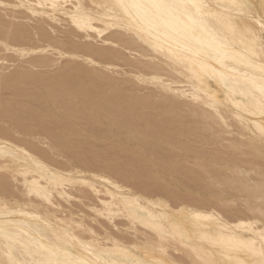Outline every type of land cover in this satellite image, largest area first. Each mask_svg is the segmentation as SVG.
<instances>
[{"label":"bare ground","instance_id":"1","mask_svg":"<svg viewBox=\"0 0 264 264\" xmlns=\"http://www.w3.org/2000/svg\"><path fill=\"white\" fill-rule=\"evenodd\" d=\"M153 2L154 0H0L1 10H9L11 12L22 10L27 15L34 17V19L38 17L56 23L66 21L67 24L76 31L83 32L86 38L90 39L92 36L97 37L104 47H94L87 42V44L78 47L73 46L71 48L62 49L53 46L54 44L51 45V43L34 44V42L29 43L16 39L10 40L8 38V28L6 29L3 25V27H1V24L0 45H2L4 50L15 53L17 57L39 55L42 57L40 60H37L39 58L38 56H34L36 59L33 58L36 60L35 63L39 65L47 66L49 62L47 58L50 57L49 55L47 57L46 54H52V56L55 55L57 59L72 60L73 65L74 61L78 64L79 62L84 64L83 66H87V69L82 67L84 69L81 68V72L91 79L107 81L109 83L114 79L111 80L110 74H115L122 80H126V82L131 81L136 84H144L152 87V94L145 96L142 94L140 96L141 92L140 94L137 92V95L140 97H136L135 93L134 97H132L133 99H127V102L126 100L122 101L125 102V110L128 113L124 115L120 112L123 114L120 121L110 117V115L115 112H113V109L111 111L109 108H100L99 111L97 104L92 101L96 96L89 100V106L85 105L84 108L87 109L89 107V111L86 113H89V115L93 113L92 115L95 118L108 116L116 124L121 121L126 122L129 125L127 126L129 127L127 130L128 138H131V141H143L151 146H161L163 144L167 146L166 148L169 149V155L167 154V158L165 157L162 164L159 163L162 161H157L162 167L156 165L159 166L161 170H164L162 171L164 174L159 173L161 171L159 169L153 172L152 170L154 168L151 167L153 168L151 169L149 167V172L151 174L150 178H152V180L157 179L156 181H158V179L161 180L163 178L162 181L167 180L166 182H170L171 180H168L167 177L175 179L181 178L180 176V178L174 177V172H178L184 179L190 174L197 180V186L201 184L200 186L205 190V193H203V191L202 196L200 195L196 197L197 199L191 200L188 198L184 199L181 196L176 197L173 194L169 196V198L173 200V202H171L168 195L166 197L165 193L163 194L165 197H163L147 191L144 181V183L142 182L144 185L143 188L141 183L140 187H134L131 183L129 185V180L126 181L125 178L129 175H123L120 170L118 171L122 173L120 175L123 176L124 180L117 178L112 171L110 172L112 168L107 167L108 162L106 161V163L104 162L105 164L99 162L103 167L98 166V162H96V164L94 162L99 159L96 153L94 155L96 156L94 161L93 159L89 160L90 157L87 160L88 152H85V156H87L86 159L77 157L79 158L78 160L73 159L75 162L69 161L68 157H66V159L62 153H54L56 157L65 159L67 162L66 164H64L65 162L55 163V161L50 160V158H46L44 154L46 151L43 152V147L45 146L52 152H54L55 148H53V144L49 140L50 137L56 135V133L55 135L50 134L53 133L52 131L49 133V131L44 130V128H42V130L38 128L34 130V128H32L33 126L23 128L25 126L22 127V123L18 122L16 123L19 124H17L19 129L13 130L10 128L16 135H21L23 137L29 136L31 139L37 140L41 143L42 150L40 148L41 146L39 147L36 143L37 141L35 144L33 140L31 141V139H28L29 137L27 138L28 141L27 139L24 141L23 137H21L22 139H18L15 137L16 135L13 136L11 130L10 132L12 135L8 133V130H5V124L2 125L3 127L0 125V264H262V262H264V256L261 255V253L264 252V51L261 50L260 46L261 29L259 23L261 17L264 16V9L261 8V5L264 4V0H166V2L179 3L187 5V7H182L163 16L146 8L124 7V5L131 6L134 4H150ZM234 4L246 5L247 7L237 8L232 6ZM36 23L37 22H35V24ZM108 31L111 32L107 34ZM80 39L82 38L80 37ZM253 39L255 43H253ZM94 41L98 42L95 38ZM116 46L132 51L133 55L136 57L135 60H130L121 53L115 51L112 47ZM53 59L55 58L52 57V60ZM64 60L62 62L63 64H61L63 67L57 63L56 65L61 67L60 70L65 68L64 72L66 73H69L72 69H75V66H78L76 65L77 63H75V66L71 64L72 68H70L68 66L69 63H67V61L64 62ZM66 63L68 64L67 67H65ZM121 64H130L131 68L128 67L130 69L125 70ZM19 69L20 68H18V70ZM53 69L50 68L51 71ZM77 70H79V68ZM14 71L16 72L17 70ZM29 73L32 75V72ZM29 73H21V76H28ZM49 73L51 72L49 71L48 74ZM61 74L64 76V73ZM35 75L33 76L34 79ZM73 76L75 75L73 74ZM29 78L30 76H28V79ZM25 80H27V78ZM62 80H65V78L63 77ZM34 81L35 84L38 83L36 82L37 80ZM25 82L23 81V83ZM66 82L67 81H65V83ZM91 83L92 82L87 85ZM3 85L4 84H2L1 87H3ZM83 85L84 84L81 86ZM28 86L30 85L28 84ZM136 86L137 85H135V87ZM32 87L34 90V86H31L29 90ZM38 87L41 92L40 86ZM71 87L73 86H70V90L72 89ZM100 87L96 89V92ZM103 87L105 88V86ZM58 88H60V86ZM63 88H66L65 85H62L60 89L63 90ZM117 88H113V91L119 92ZM19 89L18 87L17 90ZM109 89L106 90L111 91L112 87L110 90ZM62 90L61 92L63 94ZM19 91L21 92V90ZM113 91L111 92L116 100H122L124 95L121 97L117 96L120 97L117 98V92ZM154 91L156 92L154 93ZM6 92L8 93V91ZM14 92L15 89L13 94H15V96L19 95L18 92V94ZM130 92L131 91H129V93ZM28 93L29 92L26 94ZM71 93L73 94V92ZM126 93L128 94V92ZM26 94H21L20 96L24 97L26 100ZM35 94H33V97L38 96ZM9 95L11 96L12 94ZM12 97L14 96L12 95ZM85 97L87 98L88 96ZM34 98H30L31 102ZM101 98L102 97H100V99ZM107 98H110V96ZM15 100L19 101L20 99L15 98ZM29 100L27 101L29 102ZM38 100L40 99L38 98ZM27 101L21 103L25 104ZM65 101L67 100L65 99ZM117 101L114 102L113 100V102H109L114 106L122 105V103H117ZM167 101L170 102L166 103ZM6 102L8 101L6 100ZM71 102L73 103L74 101ZM155 103L159 105V110H157L159 112L151 117L146 115V117H148L147 119L142 111L149 107V104ZM40 104L42 103L40 102ZM80 104L83 106V103L80 102ZM30 105H28V108ZM33 105H31L32 107L30 106V109L33 108ZM51 105L53 106L55 104ZM2 106L1 109L4 107ZM24 106L22 107L25 110L26 107ZM43 107H41V109ZM62 108L63 107H61V109ZM16 109H18V107ZM43 109L45 112L46 110L50 111L48 114L51 115V110ZM41 113L43 114L44 112ZM70 113H72V110ZM73 113L77 112L75 111ZM48 114L45 115L48 117ZM52 114L54 113L52 112ZM5 116L7 115H4V117ZM24 116L21 117L25 118ZM26 116H29V113ZM37 116L39 117L40 115ZM54 116L55 114L53 117ZM83 116H85V113ZM83 116L79 117L78 115L81 119H84ZM57 117L56 115L55 118ZM90 117L92 116L90 115ZM39 118H43V116ZM75 118L77 120L76 116L74 119ZM17 119L18 118H16L15 121L20 120ZM6 120L4 119V121ZM24 120L25 119H22L25 125ZM46 120L44 116L42 121L46 122ZM54 120L55 119H53V121ZM4 121L2 120V122ZM85 121L86 120H83V122ZM9 122L11 123V121ZM26 122H28V120ZM109 122V124H111V120ZM95 123L96 125L98 124L97 122ZM100 123L101 122H99V124ZM67 124H69V122ZM70 124L73 125L74 123L72 122ZM89 124L91 123H88V125ZM103 124L104 122L101 125ZM9 125L10 124L7 126L9 127ZM57 125L60 126L61 124ZM61 126H63V124ZM38 127L40 128V126ZM87 127L89 128L91 125ZM59 129L60 128L57 130ZM187 129L189 131H200V133H198L199 138L194 136L197 139L192 138V140L189 141V137L186 138V140H182L181 137L184 134L182 132H186ZM90 130L92 129L90 128ZM112 130L113 129H111V132ZM225 130L231 137L225 138L221 135ZM63 131H60V133L62 134ZM204 131H208L212 134V136L210 135V139H204V135L201 133ZM105 132L106 134L109 133L108 131ZM70 133H72V131L68 132L69 135H71ZM97 133L99 132L95 134ZM114 133L116 134L117 132ZM119 133L121 132L119 131ZM103 135L102 132V136ZM108 135L114 134L110 133ZM187 135L189 136V134ZM191 135H193V133H191ZM89 136L92 137L91 135ZM123 136L126 137L127 135L125 134ZM60 137L57 136V138ZM87 137L88 136L85 138ZM120 138V140H124L123 137ZM51 139H53L51 140L53 143L58 144V148H60L59 146L61 145L60 149H65L66 145L63 147L62 144H60L63 143L60 139L57 140L59 143H56V139ZM63 139H65V137H63ZM70 139H66V142L69 140L68 149L70 150L69 146L71 141L72 150L76 142ZM87 139H83V141H86V144L89 143ZM99 139L100 138L95 141ZM224 141L225 143H223ZM110 142L112 141L110 140ZM141 142H139L140 145ZM92 143H94V141ZM104 143L105 145L108 144H106V142ZM115 143L117 142H114V144ZM118 144L117 146H119ZM205 144L210 145L209 147L207 146L209 149L211 148L210 151H206L209 149H203ZM140 145L138 146L140 147ZM86 146L89 147L88 145ZM100 146L102 145L100 144ZM128 146L132 148V145L129 144ZM98 147L99 146H96L95 149ZM115 147L113 148L112 146L113 149H115ZM124 147L127 148L125 145ZM149 147L147 146V148ZM103 148L105 149V147ZM88 149L91 155V148ZM98 149H101V147ZM160 149L161 148H159V151ZM56 150L58 151V149ZM76 150L79 151L77 152L79 153L78 156L84 154L80 152V146L79 150L78 147L73 149L74 152H76ZM108 150H110L109 147ZM129 150L126 152H129ZM133 150L135 149L133 148ZM226 150L228 153L230 152L229 161L220 154ZM63 151L66 153L65 150L61 152ZM159 151H157V153H159ZM175 151H177V154L174 153ZM95 152H97V150H95ZM159 154L156 155L161 157ZM46 155L48 157L50 154L47 153ZM75 155L73 154L74 157H76ZM105 155L106 154H104V157H102L103 159L99 161L106 160L104 158L108 157H105ZM118 156L119 159H121L120 155ZM135 156L139 159L138 156L140 155L137 154ZM141 156L143 155L141 154ZM157 156L156 158L154 157L153 161L157 159ZM162 157L164 158L163 155ZM133 158L131 156V159ZM111 159L109 158V160ZM124 159H126V157H124ZM124 159L123 161H128ZM181 161L182 163L185 161H189L188 163L192 162L190 166L188 165L190 168L187 166L180 167L179 170L178 167ZM157 162H155V164ZM120 163H122V160L119 164ZM129 163L133 164V162H127V164ZM186 163L187 162L183 164L185 165ZM228 163L231 165H228ZM239 163H241V166L248 165V169L242 168ZM114 164L111 165L113 166ZM124 165L125 164H123V166ZM126 166L127 165L124 167ZM131 167L130 165L128 170ZM147 167L148 166H146V168ZM142 168L141 166V169ZM226 170H228V172ZM133 171L134 170L131 172ZM138 171L135 172V175ZM142 172L144 173L143 170L140 171V173ZM118 173L119 172H117V174ZM144 174L140 175L144 176ZM161 174L163 177H161ZM146 175H148V171ZM171 175L173 176L171 177ZM132 176H134V174ZM104 177L110 178L112 181L111 184L104 183L102 180ZM135 178H139V176L137 175ZM143 178L145 180V177ZM154 180L153 183L155 182ZM172 180L174 181V179ZM182 180L183 178L179 180V182H182ZM84 182H97L100 183L102 187L89 186ZM148 183L149 182H147V184ZM182 183L184 184V182ZM162 184L164 183L162 182L160 185L162 186ZM158 186L159 185H157V188ZM169 187H171V185H169ZM174 187H177V185ZM73 189L79 193L76 194ZM172 189L174 188L172 187ZM169 190L170 189H168V191ZM171 191L172 190L169 192ZM232 193H234L235 196L236 194L240 195L238 197L240 200L238 198L237 200H239L240 203L242 202V205H240L241 207L238 204V206H234L235 203L233 204V201L236 197L232 201L229 198V195ZM89 196L93 198L91 199ZM192 198H194V196H192ZM63 199L68 201L70 199L71 205L68 204V201L66 203L69 205V209L71 207L70 211H68L69 209L66 210L67 208L64 209L65 206L63 207L61 203ZM73 200H75L78 205L73 203ZM158 208H160V211L156 212ZM96 215L103 216V219L99 220ZM119 218H122V220L117 222ZM138 224L139 226L142 225L141 227H143L144 230L139 228ZM113 229L121 233L125 231L127 236H121V233L118 235Z\"/></svg>","mask_w":264,"mask_h":264},{"label":"rangeland","instance_id":"2","mask_svg":"<svg viewBox=\"0 0 264 264\" xmlns=\"http://www.w3.org/2000/svg\"><path fill=\"white\" fill-rule=\"evenodd\" d=\"M5 14H3L2 12ZM11 13H12V15H11ZM0 24H1V27H6V29L8 28V38L10 39V40H12V39H16V40H18V41H23V42H29V43H33L34 42V44H45V43H51V45H53V46H56V47H60V48H62V49H67V48H71V47H78V46H81V45H85V44H87V42H88V44H91V46H94V47H104V46H102V43H100L101 41L97 38V37H93L92 36V38H86L85 36H84V34H83V32L81 33V31H76L75 29H73L69 24H67V22L66 21H60V22H58V23H56V22H51V21H49V20H44V19H40V18H38V17H35V19H34V17H31V16H29V15H27L24 11H22V10H15L14 12H11V11H9V10H7V11H4V10H1L0 9ZM11 15V16H10ZM20 15V16H19ZM11 17V18H10ZM8 19H9V21H8ZM14 19V20H13ZM10 20H12V21H10ZM23 20V21H22ZM38 20V21H37ZM6 21V22H5ZM35 22H37L36 24H35ZM40 22V23H39ZM62 22V23H61ZM14 23V24H13ZM27 23V24H26ZM45 23V24H44ZM7 24H9V25H7ZM19 24V25H18ZM34 24V25H33ZM3 25V26H2ZM7 25V26H6ZM16 25V26H15ZM21 25V26H20ZM43 26V27H42ZM47 26H49V27H47ZM63 26V27H62ZM19 27V28H18ZM25 27V28H24ZM34 27V28H33ZM58 27H59V29H58ZM66 27V28H65ZM13 28V29H12ZM37 31H36V30ZM50 29V30H49ZM62 29V30H61ZM21 30V31H20ZM24 30V31H23ZM36 32H35V31ZM46 30V31H45ZM65 30V31H64ZM34 31V32H33ZM44 31V32H43ZM52 31V32H51ZM56 31V32H55ZM22 32H23V34H22ZM72 32V33H71ZM111 31H108L107 32V34H109ZM17 33V34H16ZM48 33V34H47ZM74 33V34H73ZM16 34V35H15ZM25 34V35H24ZM67 34V35H66ZM69 34V35H68ZM43 35V36H42ZM72 35V36H71ZM75 35V36H74ZM17 36V37H16ZM70 36H71V38H70ZM78 36V37H77ZM23 39H22V38ZM27 37V38H26ZM34 38V40H33V38ZM45 37V38H44ZM80 37L82 38V39H80ZM77 38V39H76ZM94 38H95V40H97L98 42H96V41H94ZM22 39V40H21ZM36 39V40H35ZM39 39V40H38ZM41 39V40H40ZM46 39V40H45ZM64 39V40H63ZM74 39V40H73ZM88 39V40H87ZM68 40V41H67ZM76 40V41H75ZM81 40H83V41H81ZM87 40V41H86ZM90 40V41H89ZM93 41V42H92ZM100 43V44H99ZM94 44V45H93ZM77 45V46H76ZM66 46V47H65ZM115 51H117V52H119V53H121L123 56H125V57H127L128 59H130V60H135V55H133V52L132 51H129V50H127V49H124V48H122V47H119V46H116V47H112ZM116 48H118V49H116ZM3 49V47H2V45H0V83H2V84H4L3 85V87H1L2 86V84H0V109H1V106L3 107L0 111V125H1V127H3L2 125H4V128H5V130L7 131L8 130V133L10 134V135H12V133H13V136H15L16 134H14V131L13 130H17V129H19L18 128V126H17V124L18 123H22V127L23 126H25V127H23V128H26L27 126H33L32 128H34V130L36 129L37 130V128L39 129V130H42V128H44V130H46V131H49V133L52 131L53 133H50V134H52V135H55V133H56V135L55 136H53V137H48L49 138V140H50V142L53 144V148H54V152H52L51 150H49L48 148H46L44 145V150L42 149V145H41V143H39L37 140V142L35 141V139H31V137H26V136H21V135H16L15 137L16 138H18V139H22L21 137H23V139H24V141L28 138V139H31V141L33 140V142L35 143H37L38 145H39V147L43 150V152H47V153H49L50 155H48V157H47V153L45 152L44 154H45V156H46V158H50V160H52V161H55V163H59V162H61V163H63V162H65L64 164H66L67 162L65 161V159H63V158H60V157H56V155H54V153H62L64 156H65V158L66 157H68L69 159V161H72V162H75V160H73V159H79V158H77V157H81V159H86V157H87V160H88V158L90 157L91 158V156H92V158L90 159L89 158V160H92L93 159V161H94V158L97 156H99V159H98V161H94L95 162V164H96V162H98L97 163V165L98 166H100V167H103V165H101V164H99V162H101L102 164L106 161V162H108L107 163V167H111V168H108V169H111L110 170V172L112 171V173H114L115 175H116V177L117 178H121V180H124L123 179V176H121L120 174H122L123 173V175H129V176H127V177H125L126 178V181L127 180H129L128 182H129V185H130V183L131 184H133V186L135 187H140V185L142 186V188H143V186L145 185V188H147V191H149L150 193L152 192V194H157V195H161V196H163V194L165 193V195H166V197H167V195H168V198H169V196L170 195H175L176 197H182V198H184V199H186V198H188V199H197L196 197H198V196H202L203 194H202V192L203 193H205V190L204 189H202V187L200 186L201 184H199L198 186H197V180L195 179V177L194 176H191L190 174V176L189 175H187L186 177H185V179H184V177H182V175H180V174H178V172H174V177H178V178H180V179H175V178H170V177H167V179L168 180H171L170 182L168 181V182H166V181H162V179L160 180V179H158V181H156L157 179H153L155 182L153 183V180H152V178H150V172H149V170H150V168L151 167H153V168H151V169H153L152 171L154 172V171H157V169H159V170H161V168L160 167H162V166H160V164H158V162L157 161H162V162H159V163H163V160H165V157L167 158V154L169 155V153H168V150L169 149H167L166 147V145H159V146H156V145H150V144H148V143H145V142H141V141H131V138L129 139L128 138V134H127V130L129 129V127H127V126H129L126 122H123V121H121V122H118L117 124L116 123H114L113 121H112V119L111 118H115V119H117V120H121V116L124 114H127L128 112L125 110L126 108H125V106L126 105H124L125 104V102H122L123 100L125 101L126 100V102H127V99H131L132 97H134V95H135V93H136V97H140L142 94H143V96H145V95H149V94H152L151 93V91H153V88L152 87H149V86H146V85H144V84H136V83H134V82H131V81H127L126 82V80H122L118 75H115V74H110L111 75V80H112V82H107V81H100V80H96V79H91V78H89V77H87L85 74H83L82 72H81V68L82 67H85V66H83L84 64H81L80 62H79V64L76 62V61H74V65L72 64L73 63V61L71 60H64V59H61V58H56V56L55 55H53L52 56V54H46V56L48 57V55H49V57L50 58H47L48 60H49V62H48V64H47V66H45V65H39V64H36L35 63V61L36 60H34L33 58H35L36 56H38L39 58L37 59V60H40L42 57H40L39 55H27L28 56V58H27V56H24V57H17V55L15 54V53H13V52H11V51H6V50H4ZM123 52H121V51ZM3 52V53H2ZM130 52H131V54H130ZM130 54V55H127V54ZM11 56V57H10ZM33 56V57H32ZM35 56V57H34ZM17 57V58H16ZM32 59H31V58ZM52 57H54L55 59H53L52 60ZM26 58H27V60H26ZM25 61H24V60ZM36 59V58H35ZM61 59V60H60ZM15 60V61H14ZM59 62H57V61ZM63 60H64V62L65 61H67V63H69V65L66 63V65H65V67H67V65L70 67V68H72V65L73 66H75V63H77L76 65H78V66H75L74 68L75 69H72L69 73L67 72H64V69L65 68H63V70H60L61 69V67H63L61 64H63L62 62H63ZM52 61H53V63H52ZM2 62V63H1ZM22 62H25V63H22ZM31 62V63H30ZM33 62V63H32ZM10 63V64H9ZM35 63V64H34ZM56 63L58 64V65H61V67L59 68L58 67V65H56ZM24 66H23V65ZM55 64V65H54ZM72 64V65H71ZM8 65V66H7ZM13 65V66H12ZM33 65V66H32ZM39 65V66H38ZM122 65V64H121ZM129 65V66H128ZM19 66V67H18ZM29 66V67H28ZM36 66V67H35ZM40 66H42V67H40ZM55 66V67H54ZM131 65L130 64H127V65H125V64H123L122 65V67L125 69V70H129L131 67H130ZM6 67V68H5ZM32 67V68H31ZM38 67V68H37ZM45 67V68H44ZM128 67H130V68H128ZM4 68V69H3ZM18 68H20L19 70H18ZM36 68V69H35ZM49 70H48V69ZM50 68L51 69H53L52 71L50 70ZM57 68V69H56ZM59 68V69H58ZM79 68V70H77ZM86 69H87V66L85 67ZM22 69V70H21ZM32 71H31V70ZM82 69H84V68H82ZM4 72H3V71ZM14 70H17L16 72L14 71ZM26 70V71H25ZM40 70H43V71H40ZM46 70H48V71H46ZM76 70V71H75ZM12 71V72H11ZM21 71H23V72H21ZM34 71H36V72H34ZM46 71V72H45ZM51 72V73H49L48 74V72ZM57 71V72H56ZM63 71V72H62ZM74 71V72H73ZM19 74H18V73ZM24 72H32V75H31V73H29L28 74V76H30V80L28 79V76H21V73H24ZM64 73V76H63V74H61V73ZM37 73H38V75H37ZM53 73V74H52ZM57 73V74H56ZM66 73V74H65ZM72 73V74H71ZM4 74V75H3ZM36 74V75H35ZM45 74V75H44ZM52 74V75H51ZM55 74V75H54ZM73 74L75 75V76H73ZM78 74V75H77ZM83 74V75H82ZM14 75V76H13ZM35 75V79H34V76ZM40 75V76H39ZM69 75H71V76H69ZM1 76H3V77H1ZM18 76V77H17ZM21 76V77H20ZM33 77V79L34 80H37L36 82H38L37 84H40V85H37V84H35L34 82V80L32 79V77ZM47 76V77H46ZM57 76V77H56ZM60 76V77H59ZM79 76V77H78ZM83 76V77H82ZM117 76V77H116ZM42 77V78H41ZM63 77L65 78V80H62L63 79ZM76 77V78H75ZM11 78V79H10ZM22 78H24V79H22ZM27 78V80H28V82H27V80H25ZM37 78H39V79H37ZM48 78V79H47ZM55 78V79H54ZM62 78V79H61ZM67 78V79H66ZM73 78V79H72ZM81 78V79H80ZM5 79H6V81H5ZM15 79V80H14ZM46 79V80H45ZM89 79V80H88ZM91 79V80H90ZM10 80V81H9ZM18 80V81H17ZM19 80H23L25 83H23V81H19ZM50 80V81H49ZM62 80V81H61ZM8 81V82H7ZM15 81V82H14ZM65 81H67L66 83H65ZM68 81H70V82H68ZM77 81V82H76ZM82 81V82H81ZM117 81H119V82H117ZM41 82V83H40ZM62 82H64V83H62ZM77 83V85H76V83ZM79 82V83H78ZM83 82H85V83H83ZM87 82V83H86ZM90 82H92L91 84H89V85H87L88 83H90ZM55 83V84H54ZM101 83V84H100ZM103 83V84H102ZM115 83V84H114ZM124 83V84H123ZM22 84V85H21ZM28 84L30 85V86H28ZM50 86H49V85ZM61 84V85H60ZM66 84H68V85H66ZM73 84V85H72ZM79 84V85H78ZM82 84H84L83 86H81ZM128 84V85H127ZM6 85V86H5ZM10 85V86H9ZM18 85V86H17ZM36 85V86H35ZM62 85H65V87L66 88H68V89H66V88H63V90L62 89H60V88H62ZM73 86V87H71L72 89L70 90V86ZM108 85V86H107ZM118 87H116V86ZM135 85H137L136 87H135ZM142 85V86H141ZM16 86L17 87V89H18V87L20 88L19 90H21V92L19 91V90H17L16 89V87L14 88V87ZM31 86H34V90H33V87L29 90V88L31 87ZM38 86H40V90H41V92L39 91V87ZM49 86V87H48ZM55 86V87H54ZM60 86V88H58ZM101 86V87H100ZM103 86H105V88L108 90L109 88L111 89V87H112V90L111 91H113V88H117L118 90H119V92H117V91H113V92H117V94H116V97L117 96H123V98H122V100H120L119 99V101H117L116 100V98H115V96H113L112 94V92L111 91H107ZM111 86V87H110ZM128 86V87H127ZM139 86H140V88H139ZM9 87V88H8ZM26 87V88H25ZM36 87H37V90H36ZM98 87H100V89H98V93L96 92V89L98 88ZM104 88V91H103V88ZM109 87V88H108ZM143 87V88H142ZM149 87V88H148ZM2 88H5V89H2ZM8 88V89H7ZM21 88H23V89H21ZM25 88V89H24ZM81 88V89H80ZM85 88H86V90H85ZM129 88V89H128ZM145 88V89H144ZM7 89V90H6ZM14 89H15V92L14 93H19V95L17 96H15V94H13V91H14ZM45 89H47V90H45ZM56 89V90H55ZM59 89V90H58ZM80 89V90H79ZM89 91H88V90ZM109 89V90H110ZM117 89H115V90H117ZM12 91V93H11V91ZM23 90V91H22ZM34 92H33V91ZM51 90V91H50ZM61 90L63 91V94H62V92H61ZM74 90H76V91H74ZM95 90V91H94ZM155 90V89H154ZM6 91H8V93L6 92ZM44 91V92H43ZM47 93H46V92ZM73 92V94L71 93V92ZM80 91V92H79ZM103 91V92H102ZM105 91H107V92H105ZM128 92V94L126 93V92ZM129 91H131L130 93H129ZM145 91V92H144ZM147 91V92H146ZM149 91V92H148ZM23 92V93H22ZM27 92H29L28 94H26ZM32 92V93H31ZM35 92H36V94H35ZM81 92H82V94H81ZM84 92V93H83ZM111 92V93H110ZM121 92V93H120ZM125 92V93H124ZM137 92H139V94H140V92H141V94H140V96L139 95H137ZM156 91H154V93H155ZM17 93V94H18ZM42 93V94H41ZM51 93V94H50ZM69 93V94H68ZM88 93H90V94H88ZM92 93V94H91ZM100 93H102V94H100ZM105 93V94H104ZM108 93H110V94H108ZM1 94H4V95H1ZM8 94V95H7ZM9 94H12L14 97H12V95L10 96ZM21 94H26L25 95V98H26V100L24 99V97H21L20 95ZM30 94V95H29ZM31 94H32V96H31ZM33 94H35V95H38V96H34L33 97ZM47 94V95H46ZM49 94H50V96H49ZM53 94V95H52ZM57 94V95H56ZM72 94V95H71ZM81 96H79V95ZM86 94V95H85ZM88 94V95H87ZM122 94V95H121ZM127 94V95H126ZM29 95V96H28ZM39 95H41V96H39ZM64 95V96H63ZM74 95V96H73ZM78 95V96H77ZM99 97H98V96ZM104 95H105V97H104ZM24 96V95H23ZM54 96V97H53ZM56 96H57V99H56ZM83 96V97H82ZM85 96H88L87 98L85 97ZM89 96H90V98H89ZM94 96H96L95 98H94ZM110 96V98H107V97H109ZM127 96V97H126ZM32 97V98H34V99H32V102H31V99L30 98ZM40 99V100H38V98ZM49 97V98H48ZM54 99H53V98ZM70 97H73V98H70ZM78 99H77V98ZM98 97V98H97ZM100 97H102L101 99H100ZM120 97H117V98H120ZM6 99L8 102H6V100H4V99ZM9 98H12V99H9ZM14 98V99H13ZM15 98L16 99H20L19 101H20V104H19V101L18 100H15ZM28 98V99H27ZM37 98V99H36ZM46 98V99H45ZM51 98V99H50ZM68 98H70V99H68ZM92 98H94V99H92ZM114 100V102H116L117 101V103L118 102H120V103H122V105H111V103L109 102V101H111V102H113V100ZM1 99H3V100H1ZM22 99V100H21ZM25 101H24V100ZM30 99V100H29ZM36 99V100H35ZM45 101H44V100ZM49 99H50V101H49ZM65 99L67 100V101H65ZM74 99V100H73ZM92 99V101H93V103H95V104H97V107H98V109H99V111H100V108L102 109V108H109L111 111H112V109H113V114L112 115H110V117H108V116H106V117H97V118H95L92 114H90L92 117H90V115H89V113H86V112H88L89 110H88V108L86 109V108H84V106L85 105H87V106H89V100H91ZM96 99V100H95ZM109 99V100H108ZM111 99V100H110ZM133 99V98H132ZM10 100V101H9ZM27 100H29V102L31 103V105H33V108H31L30 109V103L27 101ZM57 100V101H56ZM59 100V101H58ZM95 100V101H94ZM98 100H99V102H98ZM116 100V101H115ZM2 101V102H1ZM27 101V103H25V104H22V103H24V102H26ZM38 101H39V103H38ZM43 101V102H42ZM54 103H53V102ZM69 101V102H68ZM71 101H74L73 103L71 102ZM76 101V102H75ZM103 101H106V102H103ZM15 102H16V104H15ZM22 102V103H21ZM40 102L42 103V104H40ZM60 102V103H59ZM62 102V103H61ZM66 102V103H65ZM79 102V103H78ZM80 102L81 103H83V106H81L82 104H80ZM84 102H85V104H84ZM100 102H101V104H100ZM168 102H170V101H167L166 103H168ZM5 103V104H4ZM13 103V104H12ZM69 103H71V104H69ZM107 105H106V104ZM110 103V104H109ZM8 104V105H7ZM10 104V105H9ZM37 104V105H36ZM39 104V105H38ZM51 104H55V105H51ZM63 104H65V105H63ZM75 104V105H74ZM18 105V106H17ZM25 105V106H24ZM28 105H30L29 106V108H28ZM46 105V106H45ZM58 105H61V106H58ZM69 105H71V106H69ZM75 107H74V106ZM80 105V106H79ZM101 105V106H100ZM109 105H111V106H109ZM10 106H13V107H10ZM15 106V107H14ZM21 108H20V107ZM22 106H24V107H26L25 108V110L23 109V107ZM44 106V107H43ZM65 106V107H64ZM68 106V107H67ZM78 106H79V109H80V111H79V109H78ZM103 106V107H102ZM109 106V107H108ZM151 106V107H150ZM153 106V107H152ZM18 107V109H16ZM32 107V106H31ZM35 107V108H34ZM39 107H40V109H39ZM41 107H43V108H45V109H48V110H51V115L50 114H48V113H50V111H47L46 110V112H45V110L42 108L41 109ZM54 107V108H53ZM61 107H63L62 109H64V110H62L61 109ZM72 107V108H71ZM77 107V108H76ZM111 107V108H110ZM138 107H140V106H138ZM159 105H158V103H155V104H149V107H147L146 109H144L142 112H143V114H145V117H146V115L147 116H149V117H151L152 115H154V114H156V113H158L159 111H157V110H159ZM14 108H15V110H14ZM66 108V109H65ZM67 108H68V110H67ZM70 108V109H69ZM117 108V109H116ZM121 108V109H120ZM3 109H5V110H3ZM13 109V110H12ZM34 109V110H33ZM35 109H36V111H35ZM74 109V110H73ZM86 109V110H85ZM149 111H148V110ZM156 109V110H155ZM9 110V111H8ZM12 110V111H11ZM29 110H31V111H29ZM33 110V111H32ZM39 110V111H38ZM40 110H42V111H40ZM44 110V111H43ZM68 111V112H66V111ZM71 110H72V113H70L71 112ZM78 110V111H77ZM109 110V111H110ZM155 110V111H154ZM11 111V112H10ZM24 111V112H23ZM62 111V112H61ZM77 112V113H73V112ZM126 111V112H125ZM4 112H6V113H4ZM35 112V113H34ZM38 112H40V113H38ZM41 112H44L45 114H48L49 116L47 117V115H45L44 113L42 114ZM52 112L55 114V116L53 117V115L54 114H52ZM67 114H66V113ZM79 112V113H78ZM123 113V114H121V113ZM149 112V113H148ZM3 113V114H2ZM25 114V116H24V114ZM29 113V116H26L27 114ZM85 113V116H87V117H85V116H83V114ZM117 113H118V115H117ZM12 114H13V117H12ZM19 114H22V115H19ZM33 114V115H32ZM72 115V117H71V115ZM76 114V115H75ZM142 114V115H143ZM4 115H7V116H5L4 117ZM37 115H40V116H43V118H44V116L46 117V122L45 121H42V119L43 118H39ZM56 115L58 116L57 118H55L56 117ZM78 115H79V117H81V116H83V118L84 119H81V118H79L78 117ZM21 116H24L25 118H23V117H21ZM34 116H35V119H34ZM66 116V117H65ZM77 117V120H76V118L74 119V117ZM113 116V117H112ZM3 117V118H2ZM11 117V118H10ZM18 118V119H20V120H18V121H15L16 120V118ZM32 117H33V119H32ZM53 117V118H52ZM143 117H144V115H143ZM1 118H2V120L4 121V119L6 120L7 118V120L6 121H4V122H2V120H1ZM13 118V119H12ZM32 120H31V119ZM89 118V119H88ZM110 118V120H111V124H109L110 122V120L108 121V119ZM147 119H148V117H146ZM187 118H189V117H187ZM11 119V120H10ZM22 119H25L24 121H25V125H24V122L22 121ZM28 120V122H26L27 120ZM40 119H41V121H40ZM53 119H55L54 121H53ZM61 119V120H60ZM67 119V120H66ZM106 119V120H105ZM11 121V123L9 122V121ZM14 120V121H13ZM63 120V121H62ZM75 120V121H74ZM82 120V121H81ZM83 120H86L85 122H88V120H89V122L88 123H91V124H89L88 125V123H85V122H83ZM105 120V121H104ZM186 120V119H185ZM189 120V119H188ZM187 120V121H188ZM39 121V122H38ZM51 121V122H50ZM65 121V122H64ZM69 122V124H67L68 122ZM101 122L100 124H99V122ZM9 122V123H8ZM12 122H14V123H12ZM16 122H18V123H16ZM38 122V123H37ZM42 124H41V123ZM44 122V123H43ZM62 122V123H61ZM67 122V123H66ZM74 123L73 125L72 124H70V123ZM95 122H97L98 124L96 125V123ZM104 122V124L103 125H101L102 123ZM114 123V125H113V123ZM10 124L9 125V127L7 126L8 124ZM29 123H30V125H29ZM39 123H40V125H39ZM65 123V124H64ZM79 123V124H78ZM123 124V126H122V124ZM36 124V125H35ZM46 124H48V125H46ZM51 125V127H50V125ZM57 124H63V126H59V125H57ZM84 124V125H83ZM12 125V126H11ZM19 125V124H18ZM35 125V126H34ZM41 125H42V127H41ZM91 125V127H87V126H90ZM97 127H96V126ZM108 125V126H107ZM117 125H118V127H117ZM120 125V126H119ZM6 126V127H5ZM14 126H16V127H14ZM37 126V127H36ZM38 126H40V128L38 127ZM48 126H49V128H48ZM54 128H53V127ZM82 126V127H81ZM85 126V127H84ZM95 126V127H94ZM104 126H105V129H104ZM111 128H110V127ZM0 127V128H1ZM13 127V128H12ZM57 127V128H56ZM68 127V128H67ZM108 127H109V129H108ZM115 127V128H114ZM118 129H117V128ZM174 127V126H173ZM3 128V129H4ZM9 128V129H8ZM13 129V130H11V129ZM28 128V127H27ZM30 129H32L31 127H29ZM48 128V129H47ZM50 128H51V130H50ZM58 128H60L59 130L60 131H63L62 132V134L60 133V131L59 130H57ZM75 128H77V129H75ZM82 128H85V129H82ZM90 128L93 130V132H99V133H97V134H95V133H93L92 132V130H90ZM98 128H101V129H97ZM125 128V129H124ZM175 128V127H174ZM53 129V130H52ZM56 129V130H55ZM81 131H80V130ZM89 129V130H88ZM107 129V130H106ZM111 129H113L112 130V132H111ZM122 129H123V131H122ZM10 130H11V132H10ZM70 130V131H69ZM76 130H77V132H78V134H77V132H76ZM85 130H87V131H85ZM102 130V131H101ZM115 130V131H114ZM121 132V133H119V131ZM188 130V129H187ZM186 130V132L184 131V132H182V133H184L183 135H182V137H184V138H182L181 137V139L182 140H186V138H189V141L190 140H192V138L193 139H197V138H195V137H198V133H200V131H187ZM56 131V132H55ZM72 131V133H70L71 135H69L68 134V132H71ZM84 133H83V132ZM91 131V132H90ZM105 131H108L109 133H107L106 134V132ZM75 132V133H74ZM102 132H103V136H102ZM114 132H117L116 134L114 133ZM123 132V133H122ZM195 132V133H194ZM225 132H226V134H225ZM61 134V135H59V134ZM66 133V134H65ZM80 133H82V134H80ZM88 133V134H87ZM90 133V134H89ZM114 134V135H108V134ZM120 135H119V134ZM127 135L126 137L125 136H123V135H125V134ZM191 133H193V135H191ZM204 136V139H210V135L212 136V134L210 133V132H208V131H204V132H201ZM207 133H209V134H207ZM228 132L225 130L224 131V133H221V135H223L225 138H227V137H231V135L229 136V133L227 134ZM68 134V135H67ZM86 134V135H85ZM101 134V135H100ZM187 134H189V136L187 135ZM194 134H196V135H194ZM44 135V134H43ZM67 137H70L71 139H73L74 140V142H76V144H74L73 145V147L74 148H72V150H71V141H70V150L68 149V144H69V140H67V142H66V139H70V138H67ZM75 135V136H74ZM89 135H91L92 137H90ZM94 135V136H93ZM100 135V136H99ZM122 135V136H121ZM209 135V136H208ZM57 136L58 137H60V136H62V137H60V138H57ZM84 136V137H83ZM86 136H88L87 138H85ZM97 136H99V137H97ZM111 136H113V137H111ZM118 138H116V137ZM195 136V137H194ZM63 137H65V139H63ZM93 137H95L96 139H98V138H100L99 140H97V141H95L96 139L95 138H93ZM120 137H123V139L125 140V143H124V140H120L121 138ZM51 138H54V140L56 141V143H59V141L57 142V140L58 139H60L61 140V142H63V143H60V144H62V146L64 147L65 145V149L63 148L62 150H65L66 151V153H64V151L63 152H61L62 150L60 149L61 148V145L59 146L60 148H58L57 146H58V144H55V143H53V141H51V140H53V139H51ZM106 138V139H105ZM110 138V139H109ZM120 138V139H119ZM199 138V137H198ZM28 139H27V141H28ZM63 139V140H62ZM70 139V140H71ZM80 141H79V140ZM83 139H87V142H89L88 144H86L85 142V140L83 141ZM94 141V143H92L93 141ZM95 139V140H94ZM108 139V140H107ZM113 139H114V141H113ZM128 141H127V140ZM89 140V141H88ZM103 140V141H102ZM107 140V141H106ZM110 140L112 141V142H110ZM133 140V139H132ZM19 141V140H18ZM54 141V142H55ZM78 141H79V143H78ZM118 141H119V144H118ZM20 142V141H19ZM64 142H66V143H64ZM92 144H91V143ZM104 142H106V144L107 145H105V143ZM110 142V143H109ZM114 142H117V143H115L114 144ZM136 142V143H135ZM139 142H141V145L139 144ZM35 143V144H36ZM78 143V144H77ZM85 145H84V144ZM122 143V144H121ZM192 143V142H191ZM223 143H225V141L223 142ZM55 144V145H54ZM91 144V145H90ZM100 144L102 145V146H100ZM104 144V145H103ZM110 144V145H109ZM112 144H114V145H112ZM117 144L120 146V144H121V146H120V148H119V146H117ZM132 145V148L130 147V146H128V145ZM135 144V145H134ZM194 144V143H193ZM76 145H77V147H78V150H79V146H80V152H83L82 154L83 155H79L78 156V154L79 153H77V152H79V151H77L76 150V152H74L73 151V149H75V148H77L76 147ZM82 145V146H81ZM84 145V146H83ZM86 145H88L89 147H87ZM94 145H96V146H99L98 148H100L101 147V149H98V148H96L95 149V147L96 146H94ZM113 146V148L115 147V146H117V147H115V149H113L112 148V146ZM124 145L127 147V148H125L124 147ZM138 145H140V147L138 146ZM144 145H145V147H146V149H145V147H144ZM90 146H92V147H90ZM147 146L150 148H147ZM205 146H206V148H205ZM210 146V145H204V148L203 149H209L208 147ZM103 147H105V149L103 148ZM108 147H109V149L110 150H108ZM111 147V148H110ZM125 149H127V150H125ZM138 147H139V149H138ZM84 148H86V149H84ZM88 148H91L90 149V153H91V155L89 154V149ZM92 148H94V149H92ZM123 148V149H122ZM129 148H130V150H129ZM133 148L135 149V150H133ZM153 149V151H152V149ZM158 150H157V149ZM159 148H161L160 149V151L162 152V154H161V152L159 151ZM167 150H166V149ZM222 148V147H221ZM56 149H58V151L56 150ZM60 149V150H59ZM132 149V150H131ZM155 149V150H154ZM223 149V148H222ZM221 149V150H222ZM85 150H87V151H85ZM93 150V151H92ZM95 150H97V152H95ZM99 150V151H98ZM104 150V151H103ZM115 150H116V153H115ZM124 150H125V152H124ZM129 150V152H126V151H128ZM211 150V148L209 149V150H206V151H210ZM221 150H220V152H221ZM57 151V152H56ZM94 152V153H92V152ZM101 151V152H100ZM110 153H109V152ZM122 153H121V152ZM130 151H131V153H130ZM151 153H150V152ZM157 151H159V153H157ZM51 152H52V154H51ZM72 154V156H71V154ZM85 152L87 153V156H85ZM105 152V153H104ZM136 152V153H135ZM150 153V155H152V156H150L149 155V153ZM167 152V153H166ZM177 151H175L174 153L175 154H177L176 153ZM179 152V151H178ZM95 153L97 154L96 156H94L95 155ZM98 153H100V154H98ZM117 153H118V155H120V157H121V159H119V156L117 155ZM119 153H121V154H119ZM124 153V154H123ZM134 153V154H133ZM153 153V154H152ZM166 153V154H165ZM225 153V154H224ZM230 153V152H229ZM229 153H228V151L226 150V151H224V152H222V153H220L221 155H222V157H224V158H227V160L229 161ZM73 154L76 156V157H74L73 156ZM103 154V155H102ZM104 154H106L105 155V157H108V158H104V159H106V160H102V161H99V160H101V159H103L102 157H104ZM110 154V155H109ZM115 154V155H114ZM123 154V155H122ZM140 155V156H138V158L139 159H137V156H135V155ZM141 154L144 156H141ZM159 154V156H161V157H158L157 155ZM68 155V156H67ZM90 155V156H89ZM102 155V156H101ZM124 155H126V156H124ZM147 155V156H146ZM155 155V156H154ZM162 155L164 156V158L162 157ZM224 155V156H223ZM54 156V157H53ZM101 156V157H100ZM112 156H115V157H112ZM130 156V157H129ZM131 156H132V158L133 159H131ZM156 156H157V159H155V161H153L154 160V157L156 158ZM83 157H85V158H83ZM118 157V158H117ZM124 157H126V159H124ZM128 157H129V160H128ZM144 159H143V158ZM147 157V158H146ZM153 157V158H152ZM109 158L111 159V160H109ZM114 158V159H113ZM118 159V161H117V159ZM160 158V159H159ZM243 158V157H242ZM246 158V157H245ZM53 159H55V160H53ZM56 159H57V161H56ZM67 159V158H66ZM97 159V158H96ZM116 159V160H115ZM123 159L124 160H128L127 162H133V164H131V163H129V164H127V162H125V161H123ZM135 159V160H134ZM141 159V160H140ZM193 159V158H192ZM64 160V161H63ZM109 160V161H108ZM121 160H122V163H120L119 164V162H121ZM136 160H137V162H136ZM139 160H140V162H139ZM144 160V161H143ZM148 160V161H147ZM190 160V159H189ZM92 161V162H93ZM142 161H143V163H142ZM145 161H147V162H145ZM153 161V162H152ZM191 161V160H190ZM105 162V163H106ZM112 162V163H111ZM155 162H157L156 164H155ZM185 162H187L185 165L183 164V163H185ZM185 162H183L182 163V161H181V163H179V167H178V169L180 170V167L182 168V167H189L190 166V164L192 163V162H190V163H188L189 161H185ZM104 163V164H105ZM115 163V164H114ZM116 163H118V164H116ZM111 164H114L113 166L111 165ZM123 164H125V165H127L126 167H124L123 166ZM145 164H146V166H148L147 168H146V166H145ZM150 164V165H149ZM152 164V165H151ZM240 164V166H241V163H239ZM59 165H62V164H59ZM111 165V166H110ZM132 166L130 169H132V170H134L133 172H131L132 170H130V172H129V170H128V168H129V166ZM144 168V166H145V170L142 168L141 169V166ZM156 165H159V166H156ZM189 165V166H188ZM228 165H231L230 163H228ZM106 166V165H105ZM115 166V167H114ZM118 167V169H117V167ZM120 166V167H119ZM134 166V167H133ZM136 166V167H135ZM139 166H140V168H139ZM156 166V167H155ZM248 165H242L241 167L242 168H247L248 169V167H247ZM150 167V168H149ZM159 167V168H158ZM231 167V166H230ZM126 170H128V172H127V170L125 171L124 169ZM135 168H137V169H135ZM190 168V167H189ZM191 168H192V166H191ZM195 168V167H194ZM104 169H106V168H104ZM122 169V170H121ZM138 169H139V171H138ZM141 169V170H140ZM156 169V170H155ZM116 170V171H115ZM118 170H120V171H118ZM144 171V173L142 172V173H140V171ZM159 170H158V172H159ZM109 171V170H108ZM115 171V172H114ZM138 171V173H136V175H135V172H137ZM147 171H148V175H146L147 174ZM151 171V172H152ZM162 171H164V170H161L159 173H162V174H164ZM227 172H228V170H226ZM117 172H119L118 174H117ZM127 172V173H126ZM132 173V174H131ZM144 174V176L143 175H140V174ZM175 173H177V174H175ZM134 174V176L135 177H137V175L139 176V178H135L134 176H132ZM162 174H161V177H163L162 176ZM176 175H178V176H176ZM142 176V177H141ZM173 175H171V177H172ZM180 176V177H179ZM143 177H145V180H144V178ZM136 180H135V179ZM142 178V179H141ZM148 180H147V179ZM183 178V180H182V182H184V184L181 182V184H180V182H179V180H181ZM188 178H191V179H188ZM137 179H138V181H137ZM172 179H174V181L172 180ZM189 180V182H188V180ZM102 180H103V182L104 183H106V184H111V179L110 178H106V177H104V178H102ZM141 180V181H140ZM147 180V181H146ZM160 180V181H159ZM177 180V181H176ZM186 180H187V182H186ZM194 180H195V182H194ZM125 181V182H126ZM131 181V182H130ZM135 181V182H134ZM140 181V182H139ZM145 183H144V182ZM164 183V184H162V186L160 185L162 182ZM193 181V182H192ZM133 182V183H132ZM144 183V185H143V183ZM147 182H149L148 184H147ZM150 182H151V184H150ZM159 182V183H158ZM166 182V183H165ZM172 182H173V184H172ZM174 182H176V183H174ZM86 185H89V186H101L102 187V185L100 184V183H97V182H84ZM135 183V184H134ZM136 183H139V184H136ZM141 183V184H140ZM157 183V184H156ZM177 183H179V184H177ZM128 184V183H127ZM166 184H167V187H166ZM171 185V187H169V185ZM185 184H186V186H185ZM138 185V186H137ZM151 187H150V186ZM153 185V186H152ZM157 185H159L158 186V188H157ZM163 185H164V188H163ZM177 185V187L179 188H177V187H174V186H176ZM183 185V186H182ZM180 186V187H179ZM172 187L175 189H172ZM151 189V190H149V189ZM170 189V190H172L171 192H169L168 191V189ZM204 188V187H203ZM74 190V192L77 194V193H79L78 191H75V189H73ZM163 191H165V192H163ZM73 192V191H72ZM188 192H190V193H188ZM233 194V195H232ZM231 195H229V198L231 199V201L234 199V201H233V204L235 203V205L234 206H240V205H242V202L240 203V198H238L240 195L239 194H236V196L234 195V193H232ZM165 195L163 196V197H165ZM185 196H187V197H185ZM191 196V197H190ZM192 196H194V198H192ZM91 196H89V198H90ZM93 197H91V199H92ZM200 198V197H199ZM237 198L239 199V200H237ZM169 200L171 201V202H173V200H171V198H169ZM67 201L68 200H64L63 199V201L61 202L62 203V205H63V207H64V209L65 208H67L66 210H68L69 209V205L68 204H70V199H69V201H68V204H66L67 203ZM73 203H75V204H77L78 205V203L75 201V200H73ZM65 204V205H64ZM238 204V205H237ZM71 205V204H70ZM241 207V206H240ZM71 210V207H70V209L68 210V211H70ZM67 211V212H68ZM160 211V208H158L157 210H156V212H159ZM66 212V213H67ZM69 213V212H68ZM96 217L99 219V220H102L103 219V216H98V215H96ZM120 220H122V218H119V219H117V222H120ZM142 226V225H141ZM141 226H139V224H138V227L139 228H141V229H143L144 230V228L143 227H141ZM115 229H113V231H114ZM116 234H118V235H120V231H114ZM124 235H126L127 236V234L125 233V231L124 232H122L121 233V236H124Z\"/></svg>","mask_w":264,"mask_h":264},{"label":"snow or ice","instance_id":"3","mask_svg":"<svg viewBox=\"0 0 264 264\" xmlns=\"http://www.w3.org/2000/svg\"><path fill=\"white\" fill-rule=\"evenodd\" d=\"M233 7L237 8H244L247 7L246 5H240V4H234ZM124 7H134V8H146L151 11H154L155 13H159L160 15H165L167 13H170L174 10L180 9L182 7H187V5H182L179 3H169L166 2V0H154L153 3L150 4H134V5H124ZM261 8L264 9V4L261 5ZM260 23V46L261 50L264 51V16L261 17ZM253 43H255V40L253 39ZM262 256H264V252L261 253ZM264 264V262H262Z\"/></svg>","mask_w":264,"mask_h":264}]
</instances>
